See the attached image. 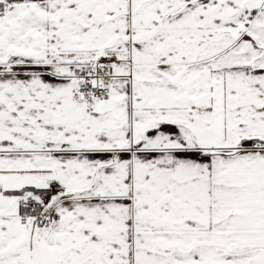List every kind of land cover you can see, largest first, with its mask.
<instances>
[{
  "label": "snow or ice",
  "instance_id": "6c2138e0",
  "mask_svg": "<svg viewBox=\"0 0 264 264\" xmlns=\"http://www.w3.org/2000/svg\"><path fill=\"white\" fill-rule=\"evenodd\" d=\"M0 264H264V0H0Z\"/></svg>",
  "mask_w": 264,
  "mask_h": 264
}]
</instances>
